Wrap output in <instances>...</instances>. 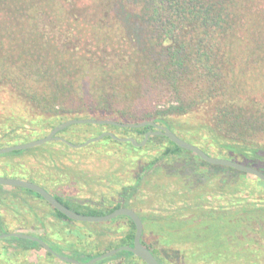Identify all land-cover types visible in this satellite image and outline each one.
I'll list each match as a JSON object with an SVG mask.
<instances>
[{
  "label": "trees",
  "instance_id": "16d2710c",
  "mask_svg": "<svg viewBox=\"0 0 264 264\" xmlns=\"http://www.w3.org/2000/svg\"><path fill=\"white\" fill-rule=\"evenodd\" d=\"M71 118L153 121L170 127L209 154L264 171V0H0V147L43 137ZM73 126H83L90 135H99L107 126L119 136H135L138 141L156 129L152 124L123 127L86 123L73 124L59 134ZM156 138H164L168 144L160 145ZM155 142L163 148L144 161L136 176L122 166L109 172L110 183L122 186L115 193L127 188L130 194L116 202L109 196L114 204L107 209L49 190L84 214L134 208L129 198H135L136 187L147 186L149 177L160 174L163 165L158 161L191 151L164 135L150 136L144 146L107 135L73 148L79 151L96 146L103 153L119 147L137 155ZM55 143L69 147L61 140L45 143L41 149L45 148L51 158L59 156L55 149L49 150ZM195 156L199 159L195 168L204 169L203 173L214 166L221 178L228 172L233 174L232 180L219 181L222 193H237L249 180L264 190V180ZM88 168L91 166L86 164L83 171H77L83 173ZM65 169L71 172L72 166L67 164ZM24 196L44 199L31 189L0 184L1 233L16 230L15 215L21 213L20 199ZM201 196L202 192L195 197ZM258 199L228 211L196 204L177 206L168 214L138 211L144 223L142 242L162 264L175 263L163 256L159 245L146 241L148 232L171 237L182 245L176 250L186 252L184 257L190 254L195 259L211 260L206 264H264L246 256L259 250L256 244L260 242L250 233L264 238V196ZM46 202L50 212L30 208L32 220L43 228L41 233L31 234L40 236L59 254L87 261L110 249L133 245L136 225L126 215L106 222H81ZM185 210L191 216H182ZM123 219L126 224H122ZM238 232L247 240L242 241ZM0 240L14 248L11 256L2 259L3 264H27L32 251L44 253L34 264H73L58 259L32 239L10 236ZM243 243L256 248H245ZM96 264L147 263L121 250Z\"/></svg>",
  "mask_w": 264,
  "mask_h": 264
},
{
  "label": "rangeland",
  "instance_id": "374dc122",
  "mask_svg": "<svg viewBox=\"0 0 264 264\" xmlns=\"http://www.w3.org/2000/svg\"><path fill=\"white\" fill-rule=\"evenodd\" d=\"M104 131L115 132L107 126L102 127L101 133ZM89 133L90 132L86 131L83 126H73L59 135L65 137L69 141L79 143L90 137L97 136L90 135ZM46 134L47 133H45V135ZM156 139L160 145L166 146L168 144L167 140L164 138ZM157 142L151 143L146 150L138 152L137 155H133L126 148L120 149L119 147H115L110 152L104 151L101 153L97 151L99 147L96 146H92L85 150L74 151L73 148L75 147H71L68 144L69 147L60 143H55L49 150L52 151L55 149L57 151L56 155H59L57 158L49 157V152L45 150V148L41 149L46 147L45 144H42L38 149H34L33 147L26 149L29 151L22 155L11 156L6 155L7 153L0 155V175L29 179L48 190L51 188L64 198L103 205L104 209H107L114 204V202H110L109 196H112L116 202L119 201V199H124V197H129L130 194L127 188L124 189L121 194L115 193V190H121L122 186L112 185V183H110L111 178L108 177L109 172L115 171L122 166L123 170L132 171L134 176H136L139 168L144 164V161L147 162L148 159L150 160L152 155H158V151L163 148L160 149V147H157ZM198 160L195 153L187 152L186 155L158 161L159 164L163 165L160 174H157L158 176L149 177L150 183L147 186L142 185L140 188L136 187L135 193H133L135 194V198H129L131 205L133 204L137 212L139 211L146 215L168 214L177 210V206L187 207L190 204L200 205L204 208H214L216 211H228L234 209L239 204L246 203L248 200H259V196H264L262 187L256 185L252 180H249L247 185L242 186L237 193H230L229 191L220 192L219 181L223 179L228 182L232 180L233 174L228 172L221 178L220 172L214 166L203 173L202 170L204 169L201 168L197 170L195 168L194 164H199ZM67 164L72 166L71 172L65 169ZM86 164H89L91 168L85 169L83 173H79L77 170L83 171V167H85ZM30 172L34 174L35 177L31 176ZM172 174H179L180 176L176 178ZM132 181L133 180L128 182L131 183ZM154 182L159 183L153 186ZM201 192L203 196L196 198L195 196ZM105 194H108L107 198L104 197ZM41 199L30 196H24L23 199H20L21 213L15 215L17 220L16 231L30 233H41L43 231V228L39 227V222L35 219L32 220L33 215L30 210V208L33 207L38 212L44 210L50 212V205L44 199H42L43 201ZM238 201H240V203H238ZM183 214L182 216H185V218L191 216L188 210L183 211ZM50 221L56 223L55 218H50ZM122 221V224L127 223L126 219ZM115 225L119 226V224ZM54 227L56 228V225H54ZM238 234L242 241L247 240V238H244L239 232ZM250 236H254L253 238L260 242L256 244L259 250L253 253H246V256L251 261L264 263L263 236H259L257 233H250ZM145 239L149 243L159 245L163 250V256L172 263L206 264L208 261H211L206 258L195 259L190 254L184 257L186 252L176 250L178 245H180V247L182 245L173 242V239L169 236L148 232L145 235ZM256 245H251V243L241 244V246L245 248H253ZM238 248H240V245H238ZM13 251L14 248L10 246L7 241L0 240V254L2 253V255H0V264H3L2 259L5 260L6 256H11ZM42 252L43 251H32L28 256L30 261L27 264L36 263L39 256L44 254ZM3 255L5 256L3 257ZM49 263L51 264V262ZM4 264H12V262L6 261Z\"/></svg>",
  "mask_w": 264,
  "mask_h": 264
},
{
  "label": "water",
  "instance_id": "95a60500",
  "mask_svg": "<svg viewBox=\"0 0 264 264\" xmlns=\"http://www.w3.org/2000/svg\"><path fill=\"white\" fill-rule=\"evenodd\" d=\"M86 123L114 124V125H119L123 127H127V126L128 127H141L146 124H152L156 127V130H149L144 135V138L141 141H138L137 138L133 136H118L111 131H104L97 136H93V137L86 139L83 142L75 143V142L69 141L65 137L58 134L61 130L73 124H86ZM107 135H110L113 139H116L118 141H123V142L131 141L133 145L135 146H144L148 142V139L151 135H164L168 137L170 140H172L174 143H176L178 146L195 153L201 159L205 160L206 162L210 164L229 166L236 170L253 175L261 180H264V171H262L258 167L249 165V164L237 161V160H233L231 158L219 157V156L209 154L197 144L190 142L188 140H185L184 138L179 136L170 127L166 125H162V124H157L153 121H143L140 123H123V122H118V121L111 120V119H101V118H71V119L65 120L61 122L60 124L56 125L53 129H51L43 137L29 140L26 142L10 144V145L0 147V155L9 153L15 150H26L32 147L45 144L53 140H61L71 147L82 148V147L89 145L90 143L97 142L103 139ZM0 184L7 185V186H20V187L31 189L39 193L46 201H48L57 210H59L63 214L67 215L69 218L76 220V221L92 222V223L106 222L118 216L126 215L130 217L136 225V233H135L133 245H122V246L110 249L106 252H103L100 255L92 257L91 259L87 261H79L70 256L59 254L40 236L31 234L28 232H22V231H16V230L10 231V232H2V233L0 232V238L16 236V237H22V238H28V239L35 240L39 242L44 247L45 250L53 253L58 259L69 262V263H73V264H95L99 262L100 260H103L105 258L115 255L117 252L121 250H128L132 252L134 255L143 259L147 264H162L160 260L153 254V252L142 242L144 223H143L141 216L138 214V212L134 208H131L128 206H122V207L115 209L114 211L110 213L103 214V215L84 214V213H80V212H77L71 209L70 207L62 203L57 197H55L48 189L44 188L42 185L34 181H31L29 179L0 175Z\"/></svg>",
  "mask_w": 264,
  "mask_h": 264
},
{
  "label": "flooded vegetation",
  "instance_id": "af4514ba",
  "mask_svg": "<svg viewBox=\"0 0 264 264\" xmlns=\"http://www.w3.org/2000/svg\"><path fill=\"white\" fill-rule=\"evenodd\" d=\"M155 130H156V129H155ZM147 132H148V131H147ZM147 132H146V133H147ZM146 133H145V134H146ZM58 134H59V133H58ZM151 136H156V135H151ZM33 175H34V174H33ZM49 191H50V190H49ZM50 192H51V191H50ZM54 192H55L57 195H60L58 192H56V191H54ZM52 194H53V193H52ZM53 195H54V194H53ZM60 196H62V195H60Z\"/></svg>",
  "mask_w": 264,
  "mask_h": 264
}]
</instances>
